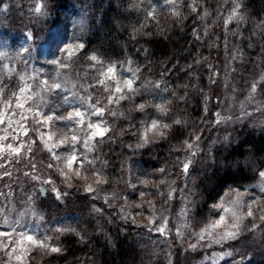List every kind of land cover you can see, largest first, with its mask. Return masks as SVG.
<instances>
[{
    "label": "rangeland",
    "instance_id": "rangeland-1",
    "mask_svg": "<svg viewBox=\"0 0 264 264\" xmlns=\"http://www.w3.org/2000/svg\"><path fill=\"white\" fill-rule=\"evenodd\" d=\"M0 1H2L0 2V9H6V5L3 4L5 0ZM113 2L136 29L152 24L160 25L162 22H168L169 19L178 20L180 14L179 16H173L172 12L178 10L180 13L182 8V0H177L178 9H174L167 2L157 6L151 0H113ZM136 4H139V8L134 7ZM234 7H231L228 11H220L213 19L215 22L220 21L223 24V28L233 25L234 27H232L231 31H238L237 41H239V31L245 26L238 24L237 17H240L239 14L230 20L228 19ZM153 9L155 10V18L149 19L147 13ZM225 20H228L227 26H225ZM240 22L243 21L240 20ZM252 25V32L260 40L263 39L260 42V48L263 50L256 59V63H254L256 67L252 74H248V71L238 74L237 72L241 70L240 67H237V64L239 65L240 62L236 60H234L236 67L232 65V61L230 64L228 63V66L219 67L217 55L214 56L215 59L212 61V65L216 67V70L214 68V71L212 70L213 77L206 95L205 122L202 127L204 129L212 124L215 129L213 136L215 139L207 141L204 137H200V132L195 131L181 145L172 149L169 157V160L172 161L162 166L165 169L163 173L158 170L140 168L130 159L132 158L131 154H129L130 152L134 153L138 150L151 148V146L162 141L153 133L151 135L153 143L147 147L136 149L137 137L132 135L135 129L131 128L130 125L135 124L139 127L141 121L160 116L152 108L146 109L147 114L135 110L136 104L145 101L152 105L165 104L170 109V112L167 117L161 118L167 119L169 122L175 120L177 118L176 115H171L173 112L171 107L174 102L154 101L150 94V90L153 89L152 80L131 57L126 56L122 59L111 60L102 55L86 53L82 48L75 51L71 60H68L64 50L69 45L82 43L80 33L68 17L60 20L57 26L51 30L46 43L45 53L39 55L34 48L31 50L25 48L27 51L21 49L18 53L1 55L0 88H3L4 95H0V116L4 118L5 122L0 124V137L7 136L8 138L0 140V144L18 143V141L12 140L13 136H18L19 140L29 143L34 140L35 143L32 144V151L27 153L29 159H22L19 163L12 162L8 164L7 170L11 172V176L0 179L2 180L0 193L4 194L0 195V231H12L15 228L17 233L22 232L39 240H44L47 237V243L50 244L49 236H47L42 225V219L38 215V208L41 205L39 199H37V186L42 183L32 180L31 177L33 175L54 179L56 187L60 190L89 194L85 193L83 188L88 182L94 183L95 177H92L90 181H85L83 177L74 178L72 187L68 188L57 172L47 168L49 163L58 162L51 159V154L44 147L41 139L51 147L52 143L65 139L66 135L70 138L71 133H66L65 122L56 121L52 128L47 125H36L33 121V113L26 111V109L30 106L39 105L44 113L54 112L56 115H66L74 106L83 104L86 107L89 103L88 96L92 97L91 103L99 100L100 106L107 104L109 92H106L104 86L99 85L97 82L100 79H105L110 87H114L116 81L101 77L99 72L101 65L89 59L90 56L96 55L103 62L104 67L108 65L117 66V80L121 84L123 83V78L131 75V72H129L130 67L133 71L139 69L136 84L134 85V87L139 89V95H136L132 100L125 99L121 100L119 104L108 105V110L105 111L103 117H90L92 121H104L105 123L101 124V128L105 126L109 128V131L103 137V143L99 142L100 137H96L92 141L97 147L93 153L89 154L90 157H99L95 167L102 170V174L108 178V183L97 186V192L91 194H96L97 196H102L103 194V199L105 196L110 197L108 202L105 203L109 207L111 206L112 211L116 212L119 221L125 226L133 227L144 234L150 242V248L156 246L157 237L162 238L161 236H163L168 244V248H166L167 264H234V261L238 262V264H249L256 257V253L260 254L262 252L264 254V221H261L259 215L255 216V218L247 217L246 215L241 216L245 227H243L239 238L235 241H229L225 244H214L206 238L200 241L195 249L190 247L191 244L197 243L199 239L197 233H200L207 225L219 218L220 212L214 209L212 205L221 203V198L224 201H229L235 199L237 193H239V198L245 203L255 200L258 201L261 207H264V190H262L264 189V179L259 175L260 171H264L263 162V164L256 163V166H254L256 178L253 183L245 188H226L208 205L204 216H198L200 212H197V206L204 201L197 187V174L201 168L200 165L204 167L207 164L209 165V162L211 163L210 154L215 145L229 140L231 132L243 126L264 132V82L257 85L255 93L251 92V85L259 80L261 75H264V19ZM213 28L214 31L215 29L217 30V28ZM215 40L216 36H214V48ZM54 60H65L70 66L60 69L52 63ZM21 76L25 78L24 81L20 79ZM32 77H37L38 79H32ZM53 79L61 82L64 88L63 92H60V90L52 93L42 92L41 96H33L32 100L27 102L24 101L23 97L32 95V93H19V89L24 87L25 83L36 89L40 81H51ZM218 86L219 89H216ZM14 92L21 96L24 110L5 105L4 101L6 99H11L13 105L15 104V97L12 95ZM63 97L68 98L67 103H65ZM21 112L27 117L26 120H20ZM111 112H116V115H111ZM218 120L219 123H217ZM20 123L27 127V136L23 134V130L19 127ZM36 128H39L40 131H36ZM125 129L127 131H124ZM40 132L45 133L42 138ZM50 132H55V137L51 140L48 135ZM77 132L79 134L78 130ZM121 132L124 134L121 135ZM218 134L219 136L216 137L215 135ZM196 137H199V139H196ZM119 141L123 143L122 147L126 150L128 156H123L118 161L116 171H114V164H110V161L106 159V155L102 153V148L107 146L108 149H111V146L116 145V143L118 145ZM187 144H191L192 147L189 149ZM130 145L132 147H129ZM198 148L204 150V154L200 155L201 164L194 172L188 171L185 174L182 171L183 163L192 162V151ZM77 149L81 153L84 152L80 144H77ZM53 151L67 155L70 152V148L67 145L57 146L53 148ZM32 163L36 165L35 169L32 168ZM249 164L253 166L255 162L252 159H248L247 165ZM4 171L5 169H0V174ZM26 172L28 175H25ZM177 172H181L182 182H185L184 180L188 181L186 188L184 189V184L181 187H174L175 191L171 200L161 199L163 195L160 193L168 192L172 178ZM145 179L152 181L147 188L140 183V181ZM160 179H164L166 183L158 185L157 182ZM129 183H134L137 187L135 189L130 188L128 186ZM140 192L153 193L154 195L141 198ZM149 200L152 201L155 207L149 206ZM137 203L142 204L144 207L141 209L135 208L134 205ZM129 205L132 206L129 207ZM122 206L126 209V212H121ZM228 206L235 208L238 214L244 211L234 205ZM252 206L255 208L257 205L253 204ZM184 210H187V215L183 214ZM150 219H154V222L150 223ZM5 221L9 225L7 229L3 227ZM16 221H19L18 225L15 223ZM253 221L257 227L255 230H250ZM160 226L165 227L164 235L154 230ZM226 226L227 222L218 227L216 231L220 232ZM150 229L153 230L150 231ZM178 229L181 235H177ZM18 238V236L0 237V243H3L6 239ZM12 247L19 248V252L23 253L22 259L17 260L14 255L10 257L6 255L5 251L0 250V264H41L40 257L45 254L44 250L27 242H25L23 247L10 245L8 248L9 252H11ZM25 247L28 249L26 252L24 250ZM158 247L164 249L161 246ZM226 253H231V255H226Z\"/></svg>",
    "mask_w": 264,
    "mask_h": 264
},
{
    "label": "trees",
    "instance_id": "trees-1",
    "mask_svg": "<svg viewBox=\"0 0 264 264\" xmlns=\"http://www.w3.org/2000/svg\"><path fill=\"white\" fill-rule=\"evenodd\" d=\"M4 2L6 9H0V56L18 53L25 48H34L39 55L45 53L51 30L68 17L80 33L84 52L111 60L131 57L152 80L150 94L154 101L174 102L171 115H176L181 123L173 125L167 137L151 148L129 153L136 166L143 169L159 170L172 161L169 160L172 149L195 131L207 141L215 139L212 124L202 127L206 95L216 70L212 65L214 56L219 58V67L228 66L231 61L234 65L236 60L240 62L237 64L241 70L238 74L243 71L252 74L256 67L254 63L263 50L260 48L263 39L252 32V24L264 19V0H182L178 20L169 19L160 25L152 24L141 29L131 24L113 0ZM151 2L158 6L166 0ZM37 5L40 12L35 11ZM236 5H239L238 24L245 26L239 31V41L238 31H231L233 25L223 28L220 21L213 19L220 11H228ZM213 27L217 30L214 31ZM157 82L159 88L155 86ZM122 144L119 141L111 149L102 148L106 159L114 164V171L118 161L128 156ZM202 153V148L192 151L189 172H194L201 164ZM210 155L211 163L204 167L200 165L197 174V187L204 199L197 206L200 217L226 188H245L253 183L256 178L254 166L264 162V132L243 126L231 132L229 140L216 144ZM248 159H252L255 165H247ZM182 181L181 172H177L168 192L183 184L185 189L188 181ZM50 188L51 185L43 183L37 186V199L41 205L38 215L50 244L61 251L45 253L40 257L41 264L168 263L166 239L157 237L156 246L150 248L144 234L119 221L116 212L105 203L103 194L97 196L62 189L68 195L57 200ZM168 192L164 191L161 199H167ZM57 228L74 231L61 234L56 232ZM255 256L249 264H264L262 252Z\"/></svg>",
    "mask_w": 264,
    "mask_h": 264
},
{
    "label": "snow or ice",
    "instance_id": "snow-or-ice-1",
    "mask_svg": "<svg viewBox=\"0 0 264 264\" xmlns=\"http://www.w3.org/2000/svg\"><path fill=\"white\" fill-rule=\"evenodd\" d=\"M168 5H171L174 9H178L179 5L177 3V0H166ZM134 7L139 8V4L134 5ZM239 5H236V7L233 8L231 16L228 18L229 20L237 16V10ZM36 12H40V7L37 5ZM155 10H151L147 13V16L149 19L155 18ZM179 11L174 10L172 12L173 16H179ZM207 15V14H205ZM228 20H225V26H227ZM199 39V37H197ZM84 45L82 43L79 44H72L69 45L64 51L66 52L68 60H71L72 55L75 51H78L79 49H82ZM27 51V49H25ZM90 60L94 61L96 64H100L101 68L99 70L101 77H106L107 80L110 81H116L114 87H110L105 79H100L97 83L99 85L104 86V90L106 92H109V95L107 97V104L100 106V101L97 100L95 103H91L92 97L88 96L87 99L89 101L88 105L85 107L83 104H80L79 106H74L71 111H68L66 115H56L54 112L44 113L41 111L40 106L36 105L35 107H28L26 111L33 113V121L36 125H47L49 128L54 127L56 121H64L65 122V128L66 133L70 132V138L67 137L62 140H57L54 143H52L51 147L47 143L41 139V142L44 143V147L47 148L49 153L51 154V159L53 161H56L58 163H49L47 165L48 169H51L59 174L61 177V180L65 183L66 187L71 188L72 187V181L74 178H81L85 181H90L92 177H95L94 183L88 182L85 184L83 191L85 193H94L97 192V186L103 185L108 183V178L105 177L102 174V170L95 167L96 161L99 159L98 156H92L90 157L89 154L93 153L96 150L97 145L93 144L92 141L96 139V137H100V143H103V137L104 135L109 131L108 127L101 128V124L105 123L104 121L96 122L92 121L90 117L97 116V117H103L105 111L108 110V105L112 104H119L121 100L129 99L132 100L136 95H139V89L134 87L136 84L137 79V72L139 69H136L133 71L131 67L129 68V72H131V75L128 77L123 78V83L121 84L117 80L118 72H117V66L116 65H108L107 67H104L103 62L96 56L92 55L89 57ZM53 64L57 65L60 69L68 68L70 65L65 60H54L52 61ZM20 79L24 81V77L21 76ZM32 79H38L37 77H32ZM264 82V75H261L260 79L255 81L251 85V92L255 93L257 91V85ZM157 88L160 87V84L157 82L155 85ZM57 90H60V92L64 91V88L62 87V84L58 80H43L40 81L37 84L36 89H33L31 85H28L25 83L24 87H21L19 89V93H27L31 92L32 95H25L23 97L24 101H30L32 100L33 96H41L42 92L52 93L56 92ZM59 94V93H58ZM0 95H4L3 88H0ZM15 97V104L13 105V101L11 99H6L4 101L5 105L7 107H16L19 109L24 110V103H21V96L18 93L12 94ZM174 95V93H173ZM43 99V98H42ZM65 103L68 102L67 97H63ZM152 108L155 111H157L160 116L155 118H150L145 121H141L140 126L137 127L135 124H131L130 127L135 129L132 132V135L137 137V144L135 145L136 149L147 147L149 144L153 143L154 141L151 138V135L154 133L155 136L158 139H165L169 133V131L172 129L173 125H179L181 123L180 120H172L169 122L167 119H162L161 117H167L169 115L170 109L163 103L161 104H149L147 101L143 103H139L135 105V110L139 111L141 113H146V109ZM15 115V113H13ZM111 115L115 116L116 112H111ZM27 117L23 115V112L20 113V120H26ZM4 118L0 116V124H4ZM219 123V120L217 121ZM19 127L23 130V134L27 136V127L20 123ZM36 131H40L39 128L35 129ZM79 131V134L77 132ZM124 131H127L125 129ZM124 133L121 132V135ZM41 138L45 135V133L40 132ZM49 139L51 140L53 137H55V132H50ZM8 137H0V140H6ZM196 139H199V137H196ZM13 141H18V143H8L6 145L0 144V169H5V171L0 174V179H3L4 177H10L11 172L7 170L8 164L15 162L19 163L22 159H29L27 153H30L32 151V144L35 143L33 140L31 143L19 140L18 136L12 137ZM77 144H80L81 147L84 149V152L81 153L77 149ZM67 145L70 148V152L65 154H58L57 152L53 151V148H56L57 146H64ZM129 147H132L131 145ZM187 147L190 149L192 147L191 144H187ZM7 150V151H6ZM23 152V154H22ZM195 155V153H193ZM63 165V167H61ZM191 165V161L183 163L182 171L187 174L189 171ZM32 168L35 169L36 165L32 163ZM159 172L163 173L165 169L161 168L158 170ZM25 175H28L26 172ZM259 175L262 179H264V171H260ZM32 180L37 181L39 183L48 184L51 185L50 191L55 195V198L57 200H61L64 196H67V192H62L60 189L56 187V181L52 178H41L40 176L33 175L31 177ZM140 183L147 188L149 184L152 183L151 180H142ZM158 185H164L166 181L164 179H160L158 182ZM128 186L130 188L135 189L137 186L134 183H129ZM264 190V189H262ZM175 189H171L167 194V199L171 200L173 198V192ZM163 195V193H160ZM0 195H4L3 193H0ZM140 197L143 198L145 196H151L154 195L153 193H147V192H140ZM240 194L237 193V196L235 199L224 201L223 198H221V203L219 204H213L212 207L216 209L218 212H220L219 218L216 219L213 223L207 225L204 229L200 231V233H197L198 241L197 243H193L190 245L191 248L195 249L198 246V243L202 240H205L206 238L211 240L214 244H225L229 241H235L239 238L241 231L243 230V220L241 218L242 215H246L247 217L255 218V216L259 215L261 221H264V207H261L258 203V201H251L248 203H245L240 198ZM31 199V197H29ZM110 197L105 198V202H108ZM127 203V201H126ZM149 206L155 207V205L152 203L151 200L148 201ZM253 204H256L257 206L253 208ZM228 205H234L236 207L242 208L244 211L243 213L238 214L235 208H231ZM132 205H129L131 207ZM135 208L141 209L144 206L142 204H135ZM96 211H99V209H96ZM121 212H126V209L122 206ZM140 214V213H137ZM184 215H187V210H184ZM150 223L154 222V219L149 220ZM227 222V226L220 232H217L216 229L220 227L221 225L225 224ZM17 225L19 224V221L15 222ZM166 224V221H165ZM4 228H8L9 225L7 221H5ZM257 225L253 221L252 228L250 230H255ZM153 229H150L152 231ZM155 231L159 232L161 235L165 234V227L160 226L154 229ZM74 231L73 229H62L57 228L56 232L63 234L64 232H70ZM177 235H181L179 229L177 230ZM18 236V239H6L3 243H0V250L5 251L6 255L15 256L17 260H21L23 253L19 252L18 247H12L11 252L8 251V248L10 245L12 246H21L23 247L25 242L28 244L33 245L34 247H38L41 250H44L45 253L52 252V253H59L61 249L59 247H54L51 244L47 243L48 238L46 237L44 240H39L34 238L31 235H27L25 233L19 232L17 233L15 228L12 229V231H0V237H13ZM25 252L28 251V249L24 248ZM226 255H231V253H226ZM234 264H238V262L234 261Z\"/></svg>",
    "mask_w": 264,
    "mask_h": 264
}]
</instances>
